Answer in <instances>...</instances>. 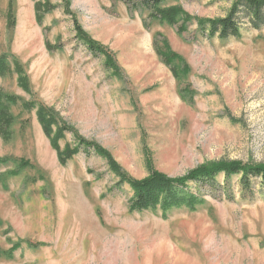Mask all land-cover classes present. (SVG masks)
<instances>
[{
    "label": "rangeland",
    "instance_id": "rangeland-1",
    "mask_svg": "<svg viewBox=\"0 0 264 264\" xmlns=\"http://www.w3.org/2000/svg\"><path fill=\"white\" fill-rule=\"evenodd\" d=\"M68 1L82 29L113 53L119 73L78 41L62 0H51L43 26L32 0H0V56L22 62L34 91L32 98L16 77L0 78V91L20 98L14 139L0 138V157L10 159L0 174L21 161L32 166L9 177L7 190L0 186V264H264V186L244 198L235 178L233 201L218 192L193 211L131 212L133 193L118 188L106 161L81 153L61 165L36 110L22 106L54 108L137 180L152 169L178 178L211 162L264 164V27L246 24L240 39L219 40L192 23L180 36L126 0ZM235 1L167 0L164 7L217 19ZM163 40L189 67L182 83L156 53ZM47 41L60 50L51 53ZM188 86L186 102L179 92ZM66 145H74L72 134L60 141Z\"/></svg>",
    "mask_w": 264,
    "mask_h": 264
},
{
    "label": "trees",
    "instance_id": "trees-1",
    "mask_svg": "<svg viewBox=\"0 0 264 264\" xmlns=\"http://www.w3.org/2000/svg\"><path fill=\"white\" fill-rule=\"evenodd\" d=\"M35 3V14L37 23L43 26L46 14L51 13L55 7L51 0L42 3L39 0H32ZM64 12L73 17V23L78 41L85 45L94 54L104 57V63L108 70L116 75L119 68L115 62L113 53L104 45L92 39L80 26L76 18L70 12V2L62 0ZM131 3L133 9H140L150 12L149 18L157 20L163 25L177 27L178 34L182 36L189 29L192 23H196L202 35L210 39L219 40L240 39L247 24L254 30L264 27V0H236L228 15L217 19H197L189 15L182 6L165 8L167 0H126ZM12 12V8L8 15ZM14 25V18H9ZM246 22V23H245ZM147 25V24H146ZM147 27V26H146ZM47 49L54 53L60 50L49 41L46 42ZM155 50L162 62L170 68L174 78L179 83L185 81L189 76V67L185 60L172 51L167 40L161 43L155 41ZM7 55L0 56V78L16 77L19 88L28 96H34L30 78L21 61ZM188 88L180 91V97L186 102ZM190 92V91H189ZM191 98L193 94L190 92ZM20 102V98L0 91V138L5 143L14 139L15 118L12 110ZM193 102V101H192ZM190 103V102H189ZM190 105H194L191 104ZM23 108L27 111L36 110L39 124L44 134L50 140L52 148L57 152L61 165H66L75 156L81 153L86 155L95 154L107 162L108 168L118 178L117 186L130 187L132 197L130 199V211L142 213L147 211L160 210L164 215L181 208L197 210L204 203L207 195L217 196L220 192L227 201H233L235 196L231 192L232 180L237 178L244 198L252 196L257 184L264 186V164L242 163L238 161L211 162L204 164L190 171L187 175L178 178H170L162 173L151 170L150 176L143 180L130 177L117 163L113 155L96 142L88 141L74 128L69 126L55 111L38 102H23ZM72 134L74 145H66L64 149L60 141ZM10 161L9 158L0 157V168ZM32 167L29 162L21 161L19 170H13L0 174V186L8 189L6 181L9 177H16L22 171ZM7 174V175H6ZM223 179V182L220 180ZM30 244L33 248L35 245ZM20 244H13V250L8 252L9 258L14 251L19 249Z\"/></svg>",
    "mask_w": 264,
    "mask_h": 264
},
{
    "label": "bare ground",
    "instance_id": "bare-ground-1",
    "mask_svg": "<svg viewBox=\"0 0 264 264\" xmlns=\"http://www.w3.org/2000/svg\"><path fill=\"white\" fill-rule=\"evenodd\" d=\"M87 219V218H86ZM90 222V221H89ZM86 223V222H85ZM92 225V224H91ZM96 230H97V228H96ZM93 231V230H92ZM95 232V231H94ZM100 233V232H99ZM96 234H97V231H96ZM120 236V235H119ZM124 237V236H123ZM126 237V236H125ZM118 238V237H117ZM118 239H121V238H118ZM129 239H130V237H129ZM116 241V240H115ZM119 241V240H118ZM122 242V241H121ZM122 246V245H121ZM168 246V245H167ZM166 245L165 246H163L162 247V249H164L165 251H167L168 252V247H167ZM169 254H170V252H169Z\"/></svg>",
    "mask_w": 264,
    "mask_h": 264
}]
</instances>
